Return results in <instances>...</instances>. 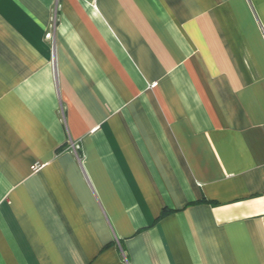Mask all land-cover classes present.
<instances>
[{
  "label": "crops",
  "instance_id": "crops-1",
  "mask_svg": "<svg viewBox=\"0 0 264 264\" xmlns=\"http://www.w3.org/2000/svg\"><path fill=\"white\" fill-rule=\"evenodd\" d=\"M0 264H264V0H0Z\"/></svg>",
  "mask_w": 264,
  "mask_h": 264
},
{
  "label": "built area",
  "instance_id": "built-area-1",
  "mask_svg": "<svg viewBox=\"0 0 264 264\" xmlns=\"http://www.w3.org/2000/svg\"><path fill=\"white\" fill-rule=\"evenodd\" d=\"M46 37H49V35H46ZM70 146H71L72 148H74L76 145H75L74 143H71ZM38 168H39V165L36 164V165H34L33 170L36 171Z\"/></svg>",
  "mask_w": 264,
  "mask_h": 264
}]
</instances>
